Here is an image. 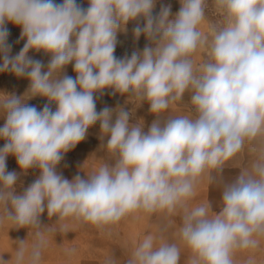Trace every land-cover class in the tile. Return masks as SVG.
<instances>
[{"label":"clouds","instance_id":"obj_1","mask_svg":"<svg viewBox=\"0 0 264 264\" xmlns=\"http://www.w3.org/2000/svg\"><path fill=\"white\" fill-rule=\"evenodd\" d=\"M0 0V73L27 79L22 96L0 92V225L27 229L14 241L11 259L0 264H41L48 234L66 235L69 224L106 230L134 213H182L180 243L161 229L147 234L124 261L105 264H235V254L257 250L264 240V0H214L223 22L205 34L207 0ZM7 23L20 27L25 43L13 55ZM133 24L134 45L143 49L118 58V34ZM19 43V41H17ZM206 59L198 66V51ZM43 53L47 64L29 55ZM73 66L75 77L66 74ZM125 105L97 111L105 93ZM190 94L195 117L165 118L170 106ZM41 97L42 109L26 103ZM131 101L147 103L155 119L145 131ZM52 105H55L53 110ZM137 107V108H138ZM99 122L109 160L71 180L58 171L65 155ZM246 144L257 153L250 170L227 182L225 163ZM100 145V146H101ZM14 156L20 169L7 171ZM38 177L17 193L21 174ZM202 178L222 186L221 207L191 206ZM55 222L44 225L42 214ZM31 230V231H29ZM31 235L33 240L28 243ZM75 248L65 250L71 258ZM244 264H256L249 256Z\"/></svg>","mask_w":264,"mask_h":264},{"label":"rangeland","instance_id":"obj_2","mask_svg":"<svg viewBox=\"0 0 264 264\" xmlns=\"http://www.w3.org/2000/svg\"><path fill=\"white\" fill-rule=\"evenodd\" d=\"M61 0H57V3ZM77 3L82 7L87 8V0H77ZM161 4L171 5V14L174 16L180 9V0H159L155 12L159 11ZM223 22L222 14L216 9L214 0H207V9L205 21L199 26L200 30L205 34H210V29L218 26ZM6 27L10 33L8 42L12 44V54H17L23 47L25 41L20 39L21 29L12 23H7ZM133 24L128 25L127 34H118V44L115 50V56L123 57L125 54L131 55L134 47L143 49L147 43L144 36H141L139 41L133 42L132 37ZM19 41V43H17ZM30 56L35 59L42 60L47 64L49 56L43 53L30 52ZM206 59V54L198 50L193 60L198 66ZM66 74L75 77L73 66L70 64L66 68ZM29 87V81L23 78H17L10 73H0V92L14 93L17 96H22ZM126 97L119 94L112 96L110 93H105L97 99V111L103 107H116L117 105H125ZM29 105L36 106L42 109L47 100L41 97H35L26 101ZM139 103L131 101V104L126 105V109H132L134 120L144 122L145 131L151 125L155 116L148 110L149 106L144 103L138 107ZM138 107V108H137ZM55 110V105H52ZM165 118L176 116L195 117L194 108L190 103V94L186 93L181 101L170 106L169 110L162 114ZM4 124V120L0 118V127ZM100 126L99 122L88 130L86 139L81 141L76 147L65 155L64 160L58 166L63 176L71 180L75 175L79 174L82 177L90 173L98 166L109 160L107 151L101 145L99 139ZM5 141L0 139V147H3ZM101 145V146H100ZM253 145L246 144L243 150L235 157L225 163L223 179L227 182L233 180L239 172L250 170L252 163L257 157V153L252 151ZM7 171H16L20 173L14 156L7 157ZM39 175L38 169L29 170L27 175L21 174L17 182V193H22L23 190L30 185ZM221 191L222 186L218 183H210L206 178H202L196 185L194 195L190 199L191 206L201 203L211 205L213 211H219L221 207ZM182 213L177 212L173 215L165 216L163 214H147L143 212L134 213L122 219L118 224L111 226L106 230H99L92 225H77L69 224L70 232L66 235L48 234L47 247L43 251L41 264H105V260L110 255L114 254L121 262L131 254L134 247L150 233H158L161 229H166L163 235L170 241L180 243L178 239V228L181 223ZM55 217L49 220L47 213L42 214L41 222L44 225H50L55 222ZM8 224L0 225V254H3V259H11V254L15 248L14 241L27 239V229H9ZM31 231V230H29ZM33 237L29 235L28 243L31 244ZM75 248V254L69 258L65 255V250ZM181 264H188L189 251L181 245ZM254 256L256 264H264V240L257 250H245L235 254V264H244V261L249 256Z\"/></svg>","mask_w":264,"mask_h":264}]
</instances>
